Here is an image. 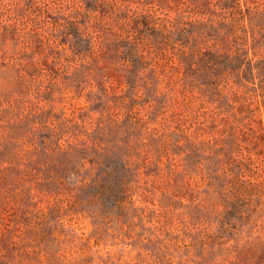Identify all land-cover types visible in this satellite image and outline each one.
I'll use <instances>...</instances> for the list:
<instances>
[{
	"label": "rangeland",
	"instance_id": "374dc122",
	"mask_svg": "<svg viewBox=\"0 0 264 264\" xmlns=\"http://www.w3.org/2000/svg\"><path fill=\"white\" fill-rule=\"evenodd\" d=\"M24 20L28 28L48 26ZM15 52L13 43H0V264H264L260 79L246 85L230 79L233 92L215 98L191 89L203 82L200 69L159 90L141 87L135 98L125 84L115 93L117 80L103 93L96 80L79 83L61 70L22 78L7 63ZM92 135L101 148L86 143ZM190 144L207 160L194 163ZM103 148L117 160L128 158L133 182L132 203L106 217L76 187L97 169L84 161ZM215 151L246 161L245 178L262 193L223 232L221 186L209 184H221L210 168ZM48 171L67 176V187Z\"/></svg>",
	"mask_w": 264,
	"mask_h": 264
},
{
	"label": "trees",
	"instance_id": "16d2710c",
	"mask_svg": "<svg viewBox=\"0 0 264 264\" xmlns=\"http://www.w3.org/2000/svg\"><path fill=\"white\" fill-rule=\"evenodd\" d=\"M135 4V0H0V43L16 47L7 63H15L22 78L54 76L60 70L79 83L92 78L103 93L117 80L115 93L125 84L135 98L141 96V87L159 90L161 84L192 78L201 69L203 82L195 81L191 89L197 85L202 94L223 98L233 92L230 79L243 85L260 79L264 105V1L144 0L143 6ZM24 19H40L48 26L28 28ZM132 125L137 126L133 122L127 129L134 130ZM182 134L189 142L188 134ZM89 141L102 147L103 141L95 135ZM130 145L129 140L126 147ZM190 146L194 163L207 160L196 144ZM96 152L99 156L87 158L84 164L97 169L76 187L84 191L79 196L92 206L98 203L99 214L106 217L132 203V169L128 158L117 160L109 155V148ZM225 157V151H215L210 168L221 184L209 183L221 186L218 192L226 207L222 232L251 209L254 197L262 196L259 183L245 178L251 170L246 161ZM247 162L255 164L251 157ZM48 172L49 178L67 187V176Z\"/></svg>",
	"mask_w": 264,
	"mask_h": 264
}]
</instances>
